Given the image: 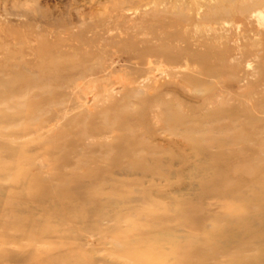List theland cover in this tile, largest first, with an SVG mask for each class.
<instances>
[{
  "label": "rangeland",
  "instance_id": "obj_1",
  "mask_svg": "<svg viewBox=\"0 0 264 264\" xmlns=\"http://www.w3.org/2000/svg\"><path fill=\"white\" fill-rule=\"evenodd\" d=\"M231 1L0 0V264H264V23Z\"/></svg>",
  "mask_w": 264,
  "mask_h": 264
},
{
  "label": "bare ground",
  "instance_id": "obj_2",
  "mask_svg": "<svg viewBox=\"0 0 264 264\" xmlns=\"http://www.w3.org/2000/svg\"><path fill=\"white\" fill-rule=\"evenodd\" d=\"M231 1V0H230ZM233 1V0H232ZM231 1V2H232ZM236 1V0H235ZM235 1H234V4H235ZM246 3L245 4H243V2L240 0L239 1V3H240V5H238V6H241V13L242 12H246L247 14H249V16L250 17H253V18H255L258 22H259V24L261 25L262 23H264V0H244ZM227 2V1H226ZM220 4H221V2H219ZM241 4H243V5H241ZM229 5V4H228ZM231 5H232V3H231ZM218 6V5H217ZM222 7V6H221ZM217 8V7H216ZM121 9H123V8H121ZM223 9H225V8H223ZM228 9H230V8H228ZM116 10H119L118 8H116ZM226 10V9H225ZM127 11V10H126ZM215 11H216V9H215ZM118 12V11H117ZM212 12H214L213 10H212ZM217 12V11H216ZM112 13V12H111ZM123 13V12H122ZM121 13V14H122ZM134 13V12H133ZM226 13H228V11L226 12ZM111 15V14H110ZM124 15H125V13H124ZM217 15H221L220 13H217ZM114 16H116L115 15V13H114ZM120 16V15H119ZM118 16V17H119ZM214 16H216V13H214V14H209V17H210V19L212 20V18L214 17ZM248 16V15H247ZM112 17V16H111ZM124 17V16H123ZM208 17V18H209ZM120 18V17H119ZM200 18V17H199ZM112 19V18H111ZM110 20V19H109ZM223 20V19H222ZM221 21V20H220ZM224 22H226V21H224L223 20V23H222V21L221 22H218V25L220 26H222V24H224ZM214 23H216V22H214ZM228 23V22H227ZM217 24V23H216ZM216 26V25H215ZM233 26V25H232ZM117 28V27H116ZM224 28V27H223ZM216 28H214L213 30H215ZM129 30V29H128ZM210 30H211V28H210ZM106 33H107V31H106ZM216 35V34H215ZM136 36H139V34L138 35H136ZM143 40V39H142ZM177 59V58H176ZM93 67V66H92ZM87 69L88 68H86V71H87ZM82 72V71H81ZM92 75V74H91ZM68 76H69V74H68ZM68 76H65V77H68ZM80 77V76H79ZM99 78V77H98ZM92 82V81H91Z\"/></svg>",
  "mask_w": 264,
  "mask_h": 264
}]
</instances>
